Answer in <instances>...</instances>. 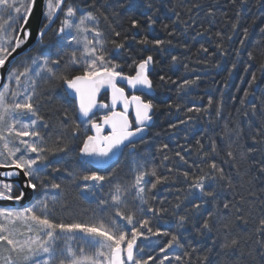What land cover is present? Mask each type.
I'll use <instances>...</instances> for the list:
<instances>
[{
	"label": "trees",
	"instance_id": "1",
	"mask_svg": "<svg viewBox=\"0 0 264 264\" xmlns=\"http://www.w3.org/2000/svg\"><path fill=\"white\" fill-rule=\"evenodd\" d=\"M68 3L78 6L77 20L89 11L97 17L95 25L88 22L87 27H98L103 33L109 54L115 55L111 41L125 44L114 60L121 63L125 73L134 68V61L138 63L148 55L154 58L149 78L155 88V108L145 142L138 141L135 150L125 148L115 163L101 171L107 175L115 170L112 183L124 185L134 180L137 165L139 170L155 169L158 176L168 177L156 189H151L156 177H146L150 191L145 193L147 203L143 205L133 199L134 191L124 196L121 211L135 213L137 227L140 221L148 220L153 232L169 233L148 235L147 228L142 229L148 239L137 240L144 249H137L139 257L148 260L152 256L148 264H160L165 255L169 259L163 264H264V232L257 231L264 219V0H66L65 7ZM60 19L47 31L44 44L29 52L32 56L55 52L51 43L57 39ZM133 20L137 21L136 28L132 27ZM85 36L93 39L92 32H84ZM144 38L164 43L140 44ZM69 57L70 51L58 69L62 74ZM185 80L194 83L185 85ZM37 92L40 114L49 125L44 130L48 146L55 147L56 137L61 136V146L67 144L69 149L48 157L52 165L45 173L46 190L58 198L54 219L98 222L114 216V208L100 203L111 202L112 184L88 192L83 186L92 182L80 178L96 171L78 157L89 135V124L77 119L75 102L59 79L40 80ZM65 111L69 119L62 128ZM76 124L81 125V131L73 137ZM213 162L225 178L216 182L215 197H204L197 212L192 204L201 201L189 203L184 199L188 184L193 176L210 172ZM56 167L61 170L53 171ZM185 171L190 174L188 181L183 176ZM52 183L60 184L61 189H52ZM181 201L180 209H176ZM149 208L166 211L154 215ZM177 215L187 217L182 229L177 228ZM205 220L211 230L201 228ZM173 234L178 235L180 246L165 248ZM232 239L237 241L234 247L221 248ZM176 256L181 259L176 260Z\"/></svg>",
	"mask_w": 264,
	"mask_h": 264
},
{
	"label": "snow or ice",
	"instance_id": "2",
	"mask_svg": "<svg viewBox=\"0 0 264 264\" xmlns=\"http://www.w3.org/2000/svg\"><path fill=\"white\" fill-rule=\"evenodd\" d=\"M65 4L66 0H0V261L3 264H148L153 257L149 256L148 260H144L137 251H144L137 244V240L141 237L148 239L142 229L147 228L148 235L169 233H160L159 230L153 232L148 226V220L140 221L137 227L135 213L122 212L121 205L125 203V194L132 191L135 192L134 200H139L141 205L147 203L145 193L150 189L147 187L149 181L146 177H156L151 183V189L167 182L168 177L158 176L155 169L139 170L141 166L137 165L134 180L128 185L112 183L115 170L107 175L101 174L99 169L90 171L80 177L85 182H92L84 184V191L93 192L97 187L102 188L105 183L112 184L111 202L102 200L100 203L114 208L115 215L108 216L106 220L101 218L98 222L68 223L54 219L58 198L46 190L45 173L52 165L48 157L56 153H67L69 149L67 144L61 146V136L56 137L55 147L48 146L44 130L49 125L40 114L38 82L48 78L59 79L74 95L79 116L83 118L81 123L90 124L96 133L86 136L79 153L83 157L91 158L100 167L110 166L112 157L122 149L135 150L137 141L145 142L141 134L149 126L155 108L151 100L142 98L141 95L126 96L125 89L118 86V81H126L128 87L141 90L144 96L150 94L153 81L149 78V65L154 63L153 56L148 55L138 63L133 62L135 75L125 74L121 65L114 62L125 44L111 41L115 55L109 54L102 38L103 33L98 27H87L88 22L95 25L97 17L89 11L80 15L77 20L78 6L68 3L65 7ZM60 13H63V19H60ZM57 19H60L59 28L55 30L57 39L51 43L55 52L41 53L39 56L25 52V48L33 40L39 45L44 44L47 31ZM137 26V21L133 20L132 27ZM235 27L233 24V28ZM8 29H13V32ZM73 30L76 34H73ZM84 32H92L93 39L88 40L85 36L81 40L79 37ZM115 35L119 37L120 33L116 32ZM139 43L160 46L164 41H149L144 38ZM69 51L66 72L62 74L58 69ZM20 52H24L23 58L12 64L16 60L14 54L19 55ZM53 55L55 59L52 58ZM176 59L175 56L172 57L173 61ZM77 72L79 74H75ZM160 79L163 80L164 77L161 76ZM192 83L194 81H184L185 85ZM102 88L111 90L112 109L101 117L103 125L111 128V132L104 136L100 135L102 125L94 119L93 112L97 107L109 108L108 104L97 102ZM118 102L123 104L122 112L115 111ZM130 107L135 112L134 123L129 120ZM68 119L65 111L62 128L67 127ZM80 131L81 125L76 124L72 129V136H77ZM212 151H216L214 143ZM176 155L187 164L184 156L179 152ZM228 155L231 156L232 153L229 152ZM167 159L165 156V160ZM209 167L210 172L192 177L184 198L189 203L192 200L201 201L192 204L197 212L204 197H215L216 182L225 178L216 163H211ZM52 170L59 172L61 169L56 167ZM68 174L75 175L73 172ZM183 176L188 181L190 174L185 171ZM51 188L59 190L61 185L52 183ZM30 195L33 198L28 205L15 206L21 205ZM182 203L183 201L176 204V209H180ZM224 207L228 208V204ZM103 211L101 208L100 212ZM140 211L143 212V208ZM148 211L158 215L166 209L158 212L149 208ZM186 220L185 215H177V228L182 229ZM17 225L23 226L24 230L21 231ZM201 228L211 230L208 220L204 221ZM257 231L264 232V219L260 221ZM236 244L235 239L230 242L226 240L221 248H232ZM173 245L180 246L176 234L172 235L165 248ZM165 248L160 251L165 252ZM5 252L8 255H3ZM168 259L167 255L163 258ZM175 259L181 258L176 256ZM163 260L160 264H163Z\"/></svg>",
	"mask_w": 264,
	"mask_h": 264
},
{
	"label": "water",
	"instance_id": "3",
	"mask_svg": "<svg viewBox=\"0 0 264 264\" xmlns=\"http://www.w3.org/2000/svg\"><path fill=\"white\" fill-rule=\"evenodd\" d=\"M36 46H37V43H36L35 40H33L30 44L27 45V47L25 48L24 51L29 53V52L32 51ZM23 55H24V52H20L19 55L14 54V56H16V60H13V61H12V64H15L16 61H17L20 57H22ZM11 66H12V65H9V67H11ZM150 71H151V66L149 65V72H150ZM134 75H135V74H134ZM118 82L125 84L129 90H132V91H141V90H139V89H132V88L128 87L126 81H118ZM63 89H64V91L66 92V94L68 95V97L71 98V99L75 102L76 116H77V119H78L79 121H81L83 118H81V117L79 116L78 106L76 105V101H75V97H74V95L70 92V90H67V86L64 85V84H63ZM152 93H153V90L151 91L150 94H152ZM105 94L107 95V97H106L105 100H102V99H103L102 96L105 95ZM97 102H98V103L103 102V103H105V104H108V105H109V108H99V107H97V108L93 109V112H94L95 114H96L97 112L104 111V110H106V109H109V111L112 110V109H111V90H110V89H104V88H102L101 91H100V93H99L98 96H97ZM130 108H131V110H132V117H133V119H134V121H135V112H134V109H133L132 107H130ZM119 110H121V111H119ZM123 110H124V109H123V104L118 102L117 105H116V107H115V111H117V112H122ZM94 116H95V115H94ZM98 123H100V124L102 125V131H101V133H100L101 136L108 135V134L111 132V128L108 127V126H106V125H103V121H102L101 119H100V121H99ZM152 123H153V118H152V120L149 122V126L147 127V129L145 130V132L141 134V135L144 136V138L146 137V135H147V130H148V128L151 126ZM89 132H90L89 135H96L95 131L92 130L91 125L89 126ZM137 142H138V141H137ZM124 149H125V148H124ZM124 149H122L121 152H118L116 155H114V156L112 157L111 161L109 162L110 166L118 160V158L120 157V155H121V153L123 152ZM78 157H79V159H80L81 161H83V162H85L86 164L90 165V166H91L92 168H94L95 170L99 169L100 171H102V170H105V169H107L108 167H110V166H107V165L104 166V167H100L99 165L94 164V163L91 161V158L83 157V156L80 155V153L78 154ZM32 198H33V197L30 195V196H29V199H26L25 201H23V203H22L21 205H15V206H17V207H22V206L28 205V204H29V201H30ZM8 203L11 204L12 202H8Z\"/></svg>",
	"mask_w": 264,
	"mask_h": 264
},
{
	"label": "flooded vegetation",
	"instance_id": "4",
	"mask_svg": "<svg viewBox=\"0 0 264 264\" xmlns=\"http://www.w3.org/2000/svg\"><path fill=\"white\" fill-rule=\"evenodd\" d=\"M120 65H121V63H119ZM151 66V71H152V64L150 65ZM122 67V66H121ZM122 71L124 72V69L122 68ZM150 71V72H151ZM149 72V73H150ZM125 73V72H124ZM125 74H127V75H134L135 74V66H134V68L133 69H131V70H129L127 73H125ZM118 86H120V87H123L124 89H125V95L126 96H132V95H141L142 96V98H145V99H149V100H151L152 102H153V98H154V95H155V88L153 87V93L152 94H148L147 96H144L143 95V93L141 92V91H132V90H129L128 88H127V86L125 85V84H123V83H120V82H118ZM106 97H107V95L105 94V98H103L102 100H105L106 99ZM154 104V103H153ZM119 111H121V110H119ZM154 111V110H153ZM102 114H103V116L105 115V114H107L108 112H109V109H106V110H104V111H100ZM128 115H129V120L131 121V122H133L134 123V119H133V117H132V110H131V108H129V112H128ZM152 118H153V113H152ZM94 119L97 121V122H99L100 121V119H101V117L100 118H96L95 116H94ZM81 122V121H80ZM89 126H90V124H89ZM151 126H152V124H151ZM151 126L149 127V128H151ZM149 128H148V130H149ZM148 130H147V133H148ZM89 134H90V132H89Z\"/></svg>",
	"mask_w": 264,
	"mask_h": 264
},
{
	"label": "rangeland",
	"instance_id": "5",
	"mask_svg": "<svg viewBox=\"0 0 264 264\" xmlns=\"http://www.w3.org/2000/svg\"><path fill=\"white\" fill-rule=\"evenodd\" d=\"M73 34H76L75 33V30H73ZM81 40H83V33L80 35V37H79ZM12 86L13 87H15L16 85H15V83L14 82H12ZM103 116V114L101 113V112H97L96 114H95V117L96 118H100V117H102ZM17 227H19L20 229H21V231H23L24 229H23V226H21V225H17ZM20 239H23L24 237H19ZM3 255H8V253H3ZM0 262H2V261H0ZM2 264V263H1Z\"/></svg>",
	"mask_w": 264,
	"mask_h": 264
}]
</instances>
